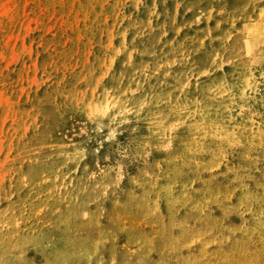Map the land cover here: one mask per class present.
I'll use <instances>...</instances> for the list:
<instances>
[{
    "label": "rangeland",
    "instance_id": "374dc122",
    "mask_svg": "<svg viewBox=\"0 0 264 264\" xmlns=\"http://www.w3.org/2000/svg\"><path fill=\"white\" fill-rule=\"evenodd\" d=\"M11 262L264 264V0H0Z\"/></svg>",
    "mask_w": 264,
    "mask_h": 264
},
{
    "label": "bare ground",
    "instance_id": "6f19581e",
    "mask_svg": "<svg viewBox=\"0 0 264 264\" xmlns=\"http://www.w3.org/2000/svg\"><path fill=\"white\" fill-rule=\"evenodd\" d=\"M169 195V194H168ZM172 211V210H171ZM54 218H55V216H54ZM60 220H61V218H60ZM65 223H67V222H65ZM50 224V223H49ZM69 224V223H68ZM256 224V223H255ZM57 226V225H56ZM251 226H253V225H251ZM69 228V227H68ZM22 229H24V228H22ZM60 229V228H59ZM251 229V228H250ZM55 230H57V229H55ZM252 230H255V229H252ZM29 231V230H28ZM63 231V230H62ZM245 231H246V229H245ZM244 231V232H245ZM16 232V231H15ZM70 232V231H69ZM6 235V234H5ZM63 235V234H62ZM59 236V235H58ZM57 237V236H56ZM176 237V236H175ZM59 238V237H58ZM58 240V239H57ZM63 240V239H62ZM66 240V239H65ZM59 241V240H58ZM49 242H50V240H49ZM48 242V243H49ZM62 242V241H61ZM27 244V243H26ZM58 245H59V243H57ZM24 245V244H23ZM50 245H52V244H50ZM46 246V245H45ZM45 246H43V247H45ZM23 247V246H22ZM26 248V247H25ZM24 249V248H23ZM42 249V248H41ZM46 249H47V247H46ZM11 250V249H10ZM13 250V249H12ZM8 251V250H7ZM25 251V250H24ZM45 250H43V252H44ZM91 253V252H90ZM7 254V253H6ZM9 254V253H8ZM19 254H20V252H19ZM22 254V253H21ZM71 254V253H70ZM75 254V253H74ZM4 255V254H3ZM67 255V254H66ZM73 255V254H72ZM71 255V256H72ZM85 255V254H84ZM6 256H8V255H6ZM17 256H19V255H17ZM65 256V255H64ZM64 256H62V257H64ZM74 256V255H73ZM77 255H75V257H76ZM83 256V255H82ZM5 257V256H4ZM9 257H11V256H9ZM84 257V256H83ZM87 257V256H86ZM16 260H17V258L16 257H14ZM71 258V257H70ZM69 258V259H70ZM88 259V258H87ZM3 260H4V258H3ZM12 260H13V258H12ZM67 260V259H66ZM3 263H5V262H3ZM77 263V262H76ZM8 264V263H7ZM11 264H12V262H11ZM56 264H58V263H56ZM60 264V263H59ZM63 264V263H62Z\"/></svg>",
    "mask_w": 264,
    "mask_h": 264
}]
</instances>
